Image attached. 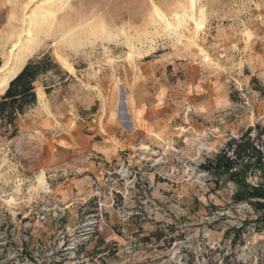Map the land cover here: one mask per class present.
<instances>
[{
	"label": "rangeland",
	"instance_id": "obj_1",
	"mask_svg": "<svg viewBox=\"0 0 264 264\" xmlns=\"http://www.w3.org/2000/svg\"><path fill=\"white\" fill-rule=\"evenodd\" d=\"M194 2L71 0L51 23L40 16L55 1L0 0V84L8 89L31 59L48 55L59 68L36 85L15 137L0 120V264H264V200L237 202L228 176L192 171L225 139L264 132V0ZM157 104L174 109V134L198 127L186 141L172 134L164 151L189 182L211 179V199L182 202L167 171L155 175L171 190L155 198L148 177L115 165L145 149L143 131L124 142L132 116ZM66 139L90 144L79 152L87 157L73 162ZM87 162L105 170L73 167ZM243 172L264 187V164ZM83 173L91 193L63 201L58 187Z\"/></svg>",
	"mask_w": 264,
	"mask_h": 264
},
{
	"label": "crops",
	"instance_id": "obj_2",
	"mask_svg": "<svg viewBox=\"0 0 264 264\" xmlns=\"http://www.w3.org/2000/svg\"><path fill=\"white\" fill-rule=\"evenodd\" d=\"M36 93L38 100L39 89H36ZM43 93L45 95L44 91ZM165 95L166 96L163 98V100H161V102L164 101L167 103V101H169L172 95L171 93H166ZM152 96H156L157 101L160 102L161 93L159 94L158 92H155ZM150 104L151 102H149V105ZM173 112H175L173 108L169 110H163V107L158 106V104L156 106H145V108L142 109V112H139L138 114L134 115V117L132 116V122L129 128L130 133L128 134V137H126L124 142L125 148L128 149L130 147H133L135 144H137V133L139 131H143L147 135L143 138L141 145L138 146H142V148L144 147L145 149H138L134 153L129 152V155L126 159H119L118 157H114L118 154V148L110 146L111 150L107 151V155H111L112 158L114 157L116 166L128 163L134 170H137L141 175H143L145 179H147L148 177V182L152 191V195H154L155 198L162 197V191L166 192L171 190V186L168 183L161 182L159 178H157L155 175L158 172L167 171L169 176L168 181H170L171 183L173 182L174 184L173 191L175 193L185 195V200H182V202H190V197H194L193 201H207V199L211 197V195H208V193H211L210 189H212V187L214 186V184L211 183V179H209V183L205 179H199L196 181L189 182L187 179H185L187 172L183 173V171L177 170L176 167H171L169 161L173 162V160L170 158H166V152L164 151V147L166 146L165 142L170 143L175 141V139L170 138V136H172V134H174L175 132L172 127L173 119L169 118L173 115ZM184 112V110H181L179 113L183 114ZM195 130H198V127L193 125L190 126L189 129H186V132L184 134L174 135H177V137H179V141H186L192 135V131ZM72 141L73 140L71 139H66L67 145H70V148L73 149V155L70 159L74 160L73 162H75L76 159L78 160V162H80L84 158L83 156L86 155H81L79 154V152H81V149L88 150L90 148V144L87 145L86 141L83 139H78L77 143H79V145H77L75 141ZM80 146L81 148H79ZM138 146H136V148H138ZM207 159L208 161L215 162L216 156L207 157ZM64 162L67 161L65 160ZM154 162H160V164L154 168H151V165ZM73 167L82 168L94 175H100L103 173V170H105L104 167H98L93 162H87L85 166L75 165ZM192 171L193 173H196L197 175L203 177H205L204 175H214V171L212 169H207V167H204L203 170L192 168ZM201 172H203L204 174H201ZM91 180L92 178L90 174L83 173V175L78 179H73L69 181V184H67L68 181L62 183V185L58 187L57 191L61 193L60 195L63 201H70L75 196V193L78 196L81 194H90ZM175 183H177V186H175ZM232 187L233 189L235 188L234 185Z\"/></svg>",
	"mask_w": 264,
	"mask_h": 264
},
{
	"label": "trees",
	"instance_id": "obj_3",
	"mask_svg": "<svg viewBox=\"0 0 264 264\" xmlns=\"http://www.w3.org/2000/svg\"><path fill=\"white\" fill-rule=\"evenodd\" d=\"M54 69H59L58 64L48 55L40 60L31 59L18 76L10 82L5 94L0 97V120L3 127H13L15 129L12 137L17 135L16 121L18 117L25 115L29 109L37 104L36 85L42 82V78L46 77ZM48 88L45 86L47 94H49ZM246 147L251 148V144H242L240 151L246 149ZM257 161L259 165L262 164L260 158ZM206 165L207 169L213 168L214 174L218 177L227 175L228 179L240 188L234 196L237 202L251 199L264 200V187L254 188L250 186L246 181L243 170L240 173H230L231 166L223 157L218 156L215 162L208 161ZM156 236L160 237L161 235Z\"/></svg>",
	"mask_w": 264,
	"mask_h": 264
},
{
	"label": "built area",
	"instance_id": "obj_4",
	"mask_svg": "<svg viewBox=\"0 0 264 264\" xmlns=\"http://www.w3.org/2000/svg\"><path fill=\"white\" fill-rule=\"evenodd\" d=\"M255 137L256 136L253 133H246L225 139L220 145L216 158L221 156L230 164V173H240L245 166H248L252 161H257L258 158H260L262 164H264V132L260 134L258 138ZM244 143L251 144L252 153L249 157L243 156L240 151V146ZM119 170V173L125 171L132 174L129 168H124V166H121ZM246 181L254 188L259 187L252 175H249V178H246ZM89 224L93 225L92 222H89Z\"/></svg>",
	"mask_w": 264,
	"mask_h": 264
},
{
	"label": "bare ground",
	"instance_id": "obj_5",
	"mask_svg": "<svg viewBox=\"0 0 264 264\" xmlns=\"http://www.w3.org/2000/svg\"><path fill=\"white\" fill-rule=\"evenodd\" d=\"M55 1V4H53V6H51V7H49V8H45L43 11H42V13H41V20L43 21V22H47V21H51V23L56 19V17L61 13V12H63V10L65 9V7L68 5V3L71 1V0H59L58 2L56 1V0H46V2L47 3H52V2H54ZM194 0H191V9L193 10V8H194ZM48 5V4H47ZM48 6H50V5H48ZM154 6V8H153V10H154V12L156 13V9H158V7L156 6V5H153ZM154 13V14H155ZM159 13L160 14H157L162 20H164L165 21V17H164V15L159 11ZM156 16V15H155ZM157 16V17H158ZM178 20H179V26H182V23H183V21H181V19L180 18H178ZM184 24V23H183ZM168 25V24H167ZM197 27L198 28H201L202 27V25H201V23H197ZM16 77H14V79H15ZM3 82V83H2ZM1 83L2 84H0L1 86V88H4V89H7V86H8V82L6 83V82H4V81H2ZM3 90V89H2ZM40 96L43 98L44 97V95H43V93L41 92L40 93Z\"/></svg>",
	"mask_w": 264,
	"mask_h": 264
},
{
	"label": "snow or ice",
	"instance_id": "obj_6",
	"mask_svg": "<svg viewBox=\"0 0 264 264\" xmlns=\"http://www.w3.org/2000/svg\"><path fill=\"white\" fill-rule=\"evenodd\" d=\"M153 7H154V6H153ZM156 14H160V13H159V9H156ZM245 35L247 36L248 33H245Z\"/></svg>",
	"mask_w": 264,
	"mask_h": 264
}]
</instances>
